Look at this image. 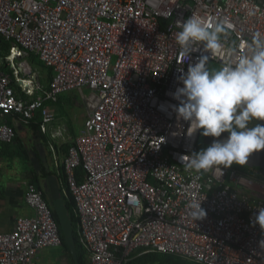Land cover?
<instances>
[{"label":"built area","instance_id":"built-area-1","mask_svg":"<svg viewBox=\"0 0 264 264\" xmlns=\"http://www.w3.org/2000/svg\"><path fill=\"white\" fill-rule=\"evenodd\" d=\"M192 15L224 25L223 47L211 55L200 46L182 62L176 33ZM257 32L264 33L257 0H0V36L10 42L0 56V142L15 137L10 116L27 124L41 110L46 132L54 119L47 101L89 88L60 186L75 202L87 264H126L150 252L264 264V229L254 223L264 182L230 167L187 170L202 129L192 133L195 124L173 107L181 69L201 55L211 56L210 68L235 63ZM30 54L50 70L48 82ZM25 201L33 214L0 231V264H33L37 251L62 244L51 204L31 181ZM192 201L201 202L203 219L192 217Z\"/></svg>","mask_w":264,"mask_h":264},{"label":"clouds","instance_id":"clouds-1","mask_svg":"<svg viewBox=\"0 0 264 264\" xmlns=\"http://www.w3.org/2000/svg\"><path fill=\"white\" fill-rule=\"evenodd\" d=\"M224 32L222 23L207 22L196 15L187 18L176 33L182 62L201 51L200 46L211 55L219 52ZM241 47L247 52L235 63L210 68L211 56L201 55L186 73L180 70L178 79L183 86L173 93L179 101L174 110L190 122V127L195 124L192 133L202 129L203 136L217 138L191 154L186 166L189 171L243 166L252 153L264 150V123H258L264 121V33H255L251 42ZM225 132L229 135L221 139ZM189 207L195 220L206 216L201 202L192 201ZM254 223L264 229V208L258 210Z\"/></svg>","mask_w":264,"mask_h":264},{"label":"crops","instance_id":"crops-1","mask_svg":"<svg viewBox=\"0 0 264 264\" xmlns=\"http://www.w3.org/2000/svg\"><path fill=\"white\" fill-rule=\"evenodd\" d=\"M30 63L33 64L31 61ZM58 101L59 99H56L46 103L54 114V121L61 117L62 107ZM8 121L15 127L16 134L11 142H0V231L12 230L17 217L33 214V210L25 201L27 182L38 177L39 185L44 191L45 197L47 192L46 177L48 175L55 176L61 186V166L66 156L64 145L69 143V141L57 139L59 131L54 128L53 121L48 124L46 132L41 131L40 126L41 133H34L28 123H22L15 115L10 117ZM82 129L83 127L80 132ZM74 134L75 138L78 134ZM61 137L63 138V136ZM32 158L37 159L39 169L35 168ZM43 170L47 172V175L42 176ZM48 249H52L53 253L45 252ZM69 254L72 257L70 250ZM69 254L62 244L44 247L35 253L33 264H72ZM142 255L133 253L126 264H141ZM73 261L78 264V258L77 262L74 259ZM85 261L87 264V255H85Z\"/></svg>","mask_w":264,"mask_h":264},{"label":"trees","instance_id":"trees-1","mask_svg":"<svg viewBox=\"0 0 264 264\" xmlns=\"http://www.w3.org/2000/svg\"><path fill=\"white\" fill-rule=\"evenodd\" d=\"M9 47H10V42L5 40L4 38H2L0 36V56H3L4 53L8 52ZM28 58L30 59V61L34 65H39L41 70L46 73V74H44L45 79H42L41 81L48 82L50 79V76H51L50 70L48 68H46L40 61L36 60V57L34 54H30ZM3 68H5V67H3ZM6 70H7V68H6ZM13 86L15 87L17 95H21L22 97H24V95L22 93H20L19 88L16 85H13ZM41 123H42L41 110H37L35 112L34 116L29 119L28 125L33 130L34 133L35 132L41 133V131H40ZM72 142L66 143V145H64L66 148V153H67L69 146L72 144ZM230 168L236 169L242 174H246L247 169H250L252 167L245 166V165L239 166V165L233 164ZM252 169L261 170L259 168H252ZM61 171H62L61 177H62V181L64 184L65 183V174H64L63 164L61 166ZM42 173H43L42 176L47 175V172L44 170L42 171ZM255 177L258 180H261L264 182L263 176L256 175ZM31 182L35 183L37 185V187L42 190V188L40 187L39 182H38V177H35L33 180H31ZM42 192H43V195L45 196V193L43 190H42ZM62 197L64 198V201L68 207L69 214H70V217H71L72 222H73V228H74L73 236H74V241H75V245H76L78 264H86L85 255H87V253L79 241V235H78V230H77L78 218H77V216L75 214V210H74L75 202L73 200V197H72L70 191L67 189H66V193H62ZM53 217H54V219L58 225V228H59V232H60L61 239H62V246L67 251V253L69 254L68 246L66 245V243L64 241V237H63L61 228L59 226V221H58L57 215L55 214L54 211H53ZM69 258H70L71 263L75 264L72 257L70 256V254H69ZM149 263H151V264H200V263H196L194 261L188 260V259L183 258V257L178 256V255L159 253V252H150V253H145L142 255L141 264H149Z\"/></svg>","mask_w":264,"mask_h":264},{"label":"rangeland","instance_id":"rangeland-1","mask_svg":"<svg viewBox=\"0 0 264 264\" xmlns=\"http://www.w3.org/2000/svg\"><path fill=\"white\" fill-rule=\"evenodd\" d=\"M27 61H30V59L27 58ZM30 65L34 71L38 72V75H39L38 78L40 80L45 79L44 74L46 73L41 70L39 65H33V64H30ZM88 93H89V88L84 86L81 89L72 88L69 90H65L57 96V100L59 99L58 104L62 107V112L60 111L61 117L55 121L53 120L54 128H57V130L59 131L57 139L70 142V140L74 138L75 136L74 133H77V134L80 133V129L84 125V119L87 114L86 104L84 101V95ZM61 107H59V109H61ZM258 123H264V121H259ZM201 133H200V136L197 142V151L203 148H206L208 146L207 144L208 137L203 136ZM61 136H63V138ZM244 175L246 177L256 176V175H261L264 177V171L250 168V169H247V173ZM45 252L53 253V250L48 249V250H45Z\"/></svg>","mask_w":264,"mask_h":264},{"label":"water","instance_id":"water-1","mask_svg":"<svg viewBox=\"0 0 264 264\" xmlns=\"http://www.w3.org/2000/svg\"><path fill=\"white\" fill-rule=\"evenodd\" d=\"M260 3H264V0H257ZM229 134L227 132L222 133L221 139L227 137ZM213 137L207 138L208 146L212 143ZM34 166L36 169H39V164L36 158H32ZM245 166H249L252 168H259L264 171V150L259 152H254L250 155L248 162ZM46 184H47V192L46 198L48 202L51 204L52 210L57 215L59 226L61 228L64 241L68 246L70 253L73 259L77 262V253H76V245L74 241V228L73 222L69 214L68 207L62 197L61 189L58 180L53 175H48L46 177Z\"/></svg>","mask_w":264,"mask_h":264}]
</instances>
